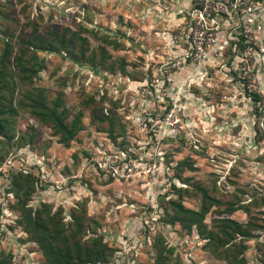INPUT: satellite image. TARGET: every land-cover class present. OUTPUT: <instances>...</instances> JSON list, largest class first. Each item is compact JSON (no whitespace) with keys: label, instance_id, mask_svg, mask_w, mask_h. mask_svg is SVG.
Wrapping results in <instances>:
<instances>
[{"label":"rangeland","instance_id":"374dc122","mask_svg":"<svg viewBox=\"0 0 264 264\" xmlns=\"http://www.w3.org/2000/svg\"><path fill=\"white\" fill-rule=\"evenodd\" d=\"M191 7L0 0V95L15 109L0 130V264H43L26 230L39 210L80 220L82 241L107 246L97 264H264V0H228L198 56L176 39ZM49 26L80 31L85 60L38 50L32 77L2 66L6 41ZM32 87L70 139L30 114ZM178 203L205 210V228L184 227ZM226 220L240 227L228 244Z\"/></svg>","mask_w":264,"mask_h":264},{"label":"trees","instance_id":"16d2710c","mask_svg":"<svg viewBox=\"0 0 264 264\" xmlns=\"http://www.w3.org/2000/svg\"><path fill=\"white\" fill-rule=\"evenodd\" d=\"M39 32V31H38ZM41 32V31H40ZM45 36V37H44ZM38 43L33 40L24 39L20 36L16 40L10 39L4 44L3 54V67L12 65L13 69H16L22 74L29 72L30 77L37 72L35 66L23 67V63H31L26 61V56L35 58L33 51H47L64 55L68 59L80 62L85 60V57L89 51V44L87 40L82 37L80 31H73L68 27H44V31L41 35L36 37ZM12 40V41H11ZM27 47V49H26ZM16 48V49H15ZM13 50H16V54L13 55ZM33 53V54H32ZM105 59L99 63H103ZM95 63V53L90 56L87 62ZM32 63H39L37 61ZM7 84L4 85L6 89ZM0 88H3L0 83ZM0 95V130H4L6 122L4 116L14 115L15 109L13 108L12 101H4ZM25 98L28 102V109L30 114L41 120L42 122L50 125L55 135L64 136L65 139H70L73 135L71 128L66 123V118L63 112H59L58 103L54 104L47 101L44 91L38 87H32L25 91ZM175 208L176 217H180L179 222L191 230L193 226L198 230H202L205 227L202 225L205 210L192 211L182 207L180 203L173 204ZM41 210L35 212H29L26 216L27 233L31 239L35 240L39 249L42 252L44 259L43 264H97L105 261L107 257V246L102 242H99L97 238H93L89 243H85L81 240L80 235L82 232V223L80 220L73 219L71 228L65 229L64 224L59 221L55 223L54 217H50ZM73 218V217H72ZM76 222V223H75ZM239 226L233 221H222L220 225L221 233L225 235L226 240L224 244H228L235 240V236L240 234Z\"/></svg>","mask_w":264,"mask_h":264},{"label":"built area","instance_id":"2783aa9c","mask_svg":"<svg viewBox=\"0 0 264 264\" xmlns=\"http://www.w3.org/2000/svg\"><path fill=\"white\" fill-rule=\"evenodd\" d=\"M226 3L228 0H194L189 12L190 23L187 32H182L176 37L179 43L185 49L194 51L195 56L202 53L204 45L210 42L207 37L209 22L223 12Z\"/></svg>","mask_w":264,"mask_h":264},{"label":"crops","instance_id":"0c3cea01","mask_svg":"<svg viewBox=\"0 0 264 264\" xmlns=\"http://www.w3.org/2000/svg\"><path fill=\"white\" fill-rule=\"evenodd\" d=\"M172 1L173 5H176V7L179 6H185V5H191L194 0H168V2Z\"/></svg>","mask_w":264,"mask_h":264}]
</instances>
